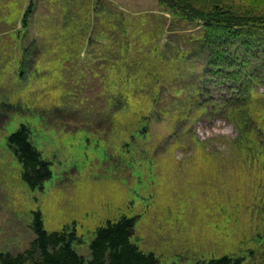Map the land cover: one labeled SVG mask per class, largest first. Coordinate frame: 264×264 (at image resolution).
I'll use <instances>...</instances> for the list:
<instances>
[{
    "label": "rangeland",
    "instance_id": "1",
    "mask_svg": "<svg viewBox=\"0 0 264 264\" xmlns=\"http://www.w3.org/2000/svg\"><path fill=\"white\" fill-rule=\"evenodd\" d=\"M233 1L264 9V0ZM28 3L0 0V252L28 247L39 210L47 231L75 229L85 258L95 229L127 215L137 221L133 241L160 264L223 254L264 264V156L245 157L230 112L198 117L202 62L180 58L187 50L159 1L33 0L24 30ZM157 72L167 85L162 102L121 80ZM249 89L260 109L264 82ZM179 111L198 118L176 119ZM133 114L150 117L147 135L134 140L126 132ZM21 123L51 163L41 191L21 182L5 145ZM250 139L264 152V136Z\"/></svg>",
    "mask_w": 264,
    "mask_h": 264
},
{
    "label": "trees",
    "instance_id": "2",
    "mask_svg": "<svg viewBox=\"0 0 264 264\" xmlns=\"http://www.w3.org/2000/svg\"><path fill=\"white\" fill-rule=\"evenodd\" d=\"M158 1L170 16L172 25L169 31L177 32L179 46L187 50L185 53L177 52L180 58H194L202 62L204 79L203 82L199 81L201 87L195 89L193 95L197 102L202 100L199 102L202 107L198 117L209 113V108L211 113L221 117L230 112L239 144L248 146L245 157L252 159L264 156L260 145L254 146L250 139L251 134L264 136V106L255 109L258 108V102L247 92L253 84L264 82V9L233 0ZM252 2L258 4L257 1ZM33 11V0H29L21 18L24 30ZM116 62L119 69L121 63ZM157 74H125L127 77H121V80L123 83L130 80V84L138 83L140 95H146L151 103H157L163 101L161 99L167 86L164 75ZM147 86L154 89L148 91ZM213 88L217 90L216 95ZM115 92L112 90V94ZM112 102L119 104L114 97ZM196 112L187 115L181 113L176 119L186 116L190 121L195 120L198 118ZM133 117L134 121L126 126L127 135L132 140L136 135H147L144 120L147 122L150 118L137 117L135 114ZM5 145L19 166L21 182L30 191H41L44 183L52 178L51 163L33 144L29 126L19 124L7 134ZM136 222L134 216L121 215L115 221H106L98 226L88 243L89 255L85 258L74 248L78 242L75 229L64 227L59 231H47L40 211L35 210L31 212L29 226L34 237L28 247L15 255L0 252V264H160L154 252L142 250L133 241ZM243 262L244 257L241 255L223 254L195 264Z\"/></svg>",
    "mask_w": 264,
    "mask_h": 264
}]
</instances>
